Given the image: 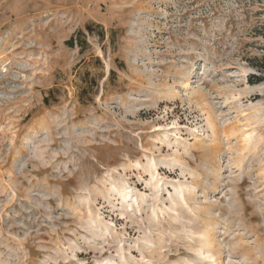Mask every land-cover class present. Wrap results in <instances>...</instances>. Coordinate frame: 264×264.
Returning a JSON list of instances; mask_svg holds the SVG:
<instances>
[{
    "label": "rangeland",
    "instance_id": "rangeland-1",
    "mask_svg": "<svg viewBox=\"0 0 264 264\" xmlns=\"http://www.w3.org/2000/svg\"><path fill=\"white\" fill-rule=\"evenodd\" d=\"M263 25L264 0H0V264H264Z\"/></svg>",
    "mask_w": 264,
    "mask_h": 264
},
{
    "label": "trees",
    "instance_id": "trees-1",
    "mask_svg": "<svg viewBox=\"0 0 264 264\" xmlns=\"http://www.w3.org/2000/svg\"><path fill=\"white\" fill-rule=\"evenodd\" d=\"M259 36L262 38V43H260L261 53L246 59L247 64L256 72V74H252L248 79V84L250 85L264 82V25L260 29ZM74 39V37L70 38L66 42V45L73 47Z\"/></svg>",
    "mask_w": 264,
    "mask_h": 264
}]
</instances>
